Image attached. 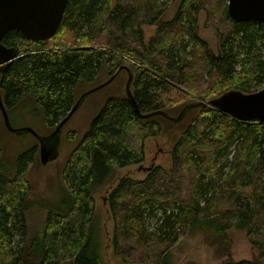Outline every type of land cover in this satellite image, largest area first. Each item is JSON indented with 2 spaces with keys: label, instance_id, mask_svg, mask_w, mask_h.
I'll return each mask as SVG.
<instances>
[{
  "label": "trees",
  "instance_id": "1",
  "mask_svg": "<svg viewBox=\"0 0 264 264\" xmlns=\"http://www.w3.org/2000/svg\"><path fill=\"white\" fill-rule=\"evenodd\" d=\"M172 2L68 0L52 38L30 40L15 29L3 37L17 53L0 70L6 109L29 97L53 130L76 104L78 85L103 75L115 74L114 85L127 78L125 91L116 86L65 161V208L40 204L47 210L41 229L33 231L27 220L35 204L28 167L39 144L17 156L13 173L0 166V264H103L95 185L108 180L112 167L143 163L146 139L161 135L172 140L171 166L123 177L109 193L115 254L125 263L167 264L190 229H210L227 246L228 231L236 227L257 253L224 264H264V123L212 105L194 107L181 120L141 116H178L187 103L207 102L228 89L263 88L264 21L235 20L228 0H181L165 20ZM202 11L217 33L219 55L200 34ZM147 25L155 27L148 38ZM129 71L133 99L126 91Z\"/></svg>",
  "mask_w": 264,
  "mask_h": 264
},
{
  "label": "rangeland",
  "instance_id": "2",
  "mask_svg": "<svg viewBox=\"0 0 264 264\" xmlns=\"http://www.w3.org/2000/svg\"><path fill=\"white\" fill-rule=\"evenodd\" d=\"M181 0H173L168 7L163 19H171L180 4ZM229 2V0H228ZM227 2V5H228ZM200 34L208 41L214 54H218V37L214 27L206 23V13L200 15ZM147 38L154 31V26H145ZM219 55V54H218ZM105 80L106 75H103ZM121 84L114 82L87 94L81 101L76 111L60 128L56 137L52 139L51 145L55 152L48 162L43 163L39 152L37 159L28 167V179L32 184V191L29 199H34L35 204L28 210L27 220L30 228L41 229L47 215V210L40 204L49 203L53 208L66 206L70 200V193L63 183L62 171L65 161L72 149L79 143L84 134L91 127L94 117L101 110L106 99L112 95L125 91L127 75L123 74ZM98 79L87 85H78L76 88L77 98L105 80ZM119 87V89L116 88ZM117 89V90H116ZM172 115L175 112H171ZM9 125L6 124L3 113L0 109V150L2 169L5 167L8 172L13 173L14 163L17 156L35 144L39 139L29 131L33 128L41 137L50 138L54 133L53 129L46 127L42 109L31 98L24 97L20 103L8 110ZM73 134V137L70 136ZM171 143L167 136L148 137L145 142V161L141 164L126 167H112L109 169V178L104 182L95 185L94 193L96 199V237L103 259V264H131L125 263L114 252L112 236L114 221L108 204L110 191L123 177L143 178L149 169L162 165L171 166ZM51 151V150H50ZM107 173V174H108ZM227 237L228 245L223 242L222 237L215 236L210 229L195 227L190 229L185 236L171 248L166 259L167 264H224L227 260L240 261L250 259L256 254L254 248L248 241L245 230L232 227Z\"/></svg>",
  "mask_w": 264,
  "mask_h": 264
},
{
  "label": "water",
  "instance_id": "3",
  "mask_svg": "<svg viewBox=\"0 0 264 264\" xmlns=\"http://www.w3.org/2000/svg\"><path fill=\"white\" fill-rule=\"evenodd\" d=\"M67 1L68 0H0V70L17 55L13 48L3 44L2 39L5 34L9 30L15 29L21 32L26 39L30 40L40 41L52 38L62 22ZM228 11L231 17L237 21H264V0H229ZM114 77L115 74L105 82L83 93L68 114L57 124L50 138L41 137L31 127L26 128L39 139V151L43 163L48 162L52 157V153L55 152L54 146L51 145L52 139L56 137V134L63 124L76 111L82 99L87 94L110 83ZM132 78L133 74L129 71L126 91L128 97L131 99H133L130 90ZM207 105H212L243 121H250L257 118L264 123V87L250 93H245L238 89H228L207 102H189L182 108L178 116H170L164 111H157L141 116H150L159 113L167 116L171 120H181L188 110L197 106L206 107ZM0 109L6 124L9 125L8 110L2 100L1 93Z\"/></svg>",
  "mask_w": 264,
  "mask_h": 264
},
{
  "label": "bare ground",
  "instance_id": "4",
  "mask_svg": "<svg viewBox=\"0 0 264 264\" xmlns=\"http://www.w3.org/2000/svg\"><path fill=\"white\" fill-rule=\"evenodd\" d=\"M105 82V81H104ZM109 84V83H108ZM71 117V116H70Z\"/></svg>",
  "mask_w": 264,
  "mask_h": 264
}]
</instances>
